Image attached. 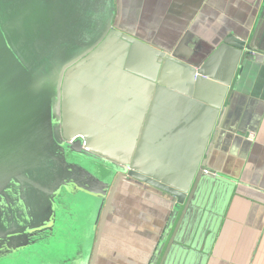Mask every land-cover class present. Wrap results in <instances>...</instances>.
Wrapping results in <instances>:
<instances>
[{
	"label": "water",
	"instance_id": "95a60500",
	"mask_svg": "<svg viewBox=\"0 0 264 264\" xmlns=\"http://www.w3.org/2000/svg\"><path fill=\"white\" fill-rule=\"evenodd\" d=\"M118 22L117 17L86 55L65 67L64 59L59 61L60 78L55 84L59 133L71 151H89L121 169L107 193L86 191L90 197L103 200L104 205L100 210L93 206L90 239L94 238V242L87 243L89 237L85 239L84 264L95 262L102 230L113 211L112 202L121 181L131 185L137 182L166 196L172 208L170 219L182 206L158 263L164 264L177 231L189 222L188 214L197 211L205 217L215 211L213 197L221 183L208 167V145L234 74L254 48L251 43L228 35L216 48L203 52L198 46L185 55L188 45H196L186 34L173 51L167 52L123 32ZM221 60L225 67L220 72L215 65ZM150 99L158 103L147 113ZM180 103L187 107L185 119L179 116ZM190 105L199 109L195 149L190 147L195 139L190 137L194 130L188 120ZM167 110L170 114H166ZM138 134L143 149L149 143L159 144L153 149L154 155L132 152ZM147 159L156 161L146 162ZM192 237L190 230L180 242L181 250Z\"/></svg>",
	"mask_w": 264,
	"mask_h": 264
},
{
	"label": "crops",
	"instance_id": "0c3cea01",
	"mask_svg": "<svg viewBox=\"0 0 264 264\" xmlns=\"http://www.w3.org/2000/svg\"><path fill=\"white\" fill-rule=\"evenodd\" d=\"M116 4L123 32L164 51H173L186 34L196 45H188L185 55L198 46L203 52L216 48L228 35L253 45L234 74L208 145V167L221 183L213 197L215 211L205 217L197 211L188 214L189 227L177 231L164 264H264V0H116ZM215 67L223 71L224 61ZM157 103L148 100L147 113ZM186 108L179 104L181 119ZM199 119V109L190 105L194 149ZM139 134L132 152L154 155L159 144L143 149ZM151 161L156 160H146ZM136 185L119 184L94 264L159 263L182 206L170 219L168 198ZM190 230L194 237L181 250L180 242Z\"/></svg>",
	"mask_w": 264,
	"mask_h": 264
},
{
	"label": "rangeland",
	"instance_id": "374dc122",
	"mask_svg": "<svg viewBox=\"0 0 264 264\" xmlns=\"http://www.w3.org/2000/svg\"><path fill=\"white\" fill-rule=\"evenodd\" d=\"M116 5V0H0L2 17L21 19L32 9L28 19L37 22L34 36L46 40L51 37L44 50H53L54 54L39 62L41 85L38 82L35 95H42V101L46 96L43 90L55 88L60 78L59 61L64 59L65 67L93 49L116 20ZM2 17L0 25L6 22ZM7 36L0 29V52H6ZM20 100L14 103L17 107ZM40 118L51 135L42 138L38 150H32L38 153V160L29 162H25L23 150L16 157H4L10 152V138L3 131L4 122L1 124L0 264H84L95 218L93 206L100 210L104 205L103 200L90 197L86 191L107 193L121 169L89 151H71L59 135L55 139L48 107ZM9 125L11 131L25 130L14 118H9ZM18 164L19 174L7 176ZM29 166L30 172L23 175L22 170Z\"/></svg>",
	"mask_w": 264,
	"mask_h": 264
},
{
	"label": "trees",
	"instance_id": "16d2710c",
	"mask_svg": "<svg viewBox=\"0 0 264 264\" xmlns=\"http://www.w3.org/2000/svg\"><path fill=\"white\" fill-rule=\"evenodd\" d=\"M32 11V9H28L25 16L21 19L8 20L6 16L2 17L0 15L6 20L0 25V29L6 35L8 34L4 41L6 43V52H0V131L1 124L4 122L5 128L3 131L10 138V145H7L10 152L4 157L6 159L12 156L16 157L23 150L25 162L38 160L36 150L43 144L42 138H49L51 135L49 126L45 125L43 127L40 118L42 111L47 107L53 117L54 130L52 131V136L55 139H58V135L60 136L55 88L51 87V89L47 88V91L43 90L46 95L43 97V101L42 95H35L38 89V82L40 83L39 77H41L42 73L39 67L41 63L39 62L46 56L54 54V51L44 50V46L51 41V38L46 40L45 38H36L34 36L37 22L28 19ZM18 20H20L19 23H17ZM24 34L27 35L25 38ZM0 50H2L1 45ZM170 51L171 49H168L167 52ZM18 99H22V102L20 100L17 107L14 103ZM44 104L47 107L44 108L42 106ZM9 118H14L19 123L21 122L25 130H9L11 128ZM21 140H24V144H21ZM34 149L36 150L32 151ZM20 165L18 164V167L13 170L10 169L12 172L9 171L7 176L15 177V174L21 171ZM29 167L22 170L23 175L30 172L29 170L32 166ZM121 183H124V181L119 184ZM136 183L134 182L133 186H137ZM91 241L94 242V238Z\"/></svg>",
	"mask_w": 264,
	"mask_h": 264
},
{
	"label": "flooded vegetation",
	"instance_id": "af4514ba",
	"mask_svg": "<svg viewBox=\"0 0 264 264\" xmlns=\"http://www.w3.org/2000/svg\"><path fill=\"white\" fill-rule=\"evenodd\" d=\"M116 10H118V8Z\"/></svg>",
	"mask_w": 264,
	"mask_h": 264
}]
</instances>
